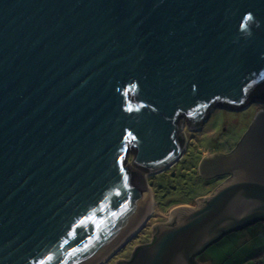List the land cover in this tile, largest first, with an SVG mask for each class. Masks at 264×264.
<instances>
[{
	"label": "water",
	"instance_id": "95a60500",
	"mask_svg": "<svg viewBox=\"0 0 264 264\" xmlns=\"http://www.w3.org/2000/svg\"><path fill=\"white\" fill-rule=\"evenodd\" d=\"M263 100L264 0H0V264L108 261L151 209L130 154L164 173L184 121ZM198 171L228 178L122 264H198L264 220V112Z\"/></svg>",
	"mask_w": 264,
	"mask_h": 264
},
{
	"label": "rangeland",
	"instance_id": "374dc122",
	"mask_svg": "<svg viewBox=\"0 0 264 264\" xmlns=\"http://www.w3.org/2000/svg\"><path fill=\"white\" fill-rule=\"evenodd\" d=\"M260 107V103H253L241 111L230 110L225 107H216L208 120L197 130H190L186 121L183 120L185 124L182 134L187 143L183 161L181 160L174 167L159 175H150L148 172L133 166V154H130L128 158L129 166L144 173L146 185L155 201V207L152 216L144 228L133 236L126 245L125 243L123 244L124 246L121 245L119 247L121 249L107 263L103 264H118L124 258L133 254L137 246L148 245L153 237L154 224L172 222L173 216L171 212L175 208L181 206L196 207L197 199L212 194L222 185L228 178L227 175L210 179L204 178L198 171L199 164L203 157L214 154V151L219 154H229L233 151L250 128ZM196 165L198 168L193 169L192 167ZM176 173L180 175L175 176ZM195 176L200 177L195 178ZM179 179L182 182L189 183L188 191L190 193L183 197H176L180 195V192H173L170 194L171 196L168 195L169 199L174 202L187 201L189 204H176L167 208H161L156 202L153 182L157 183L160 181V183H166L168 180H178L177 182L180 184ZM202 180L207 184H199ZM252 227L226 234L214 242L202 253L197 255L196 260L198 264H254L258 260L263 263L264 241H262V238L264 234H262L261 230L253 231L254 229H251ZM250 232L254 234L250 235ZM239 236L241 238L237 240Z\"/></svg>",
	"mask_w": 264,
	"mask_h": 264
},
{
	"label": "trees",
	"instance_id": "16d2710c",
	"mask_svg": "<svg viewBox=\"0 0 264 264\" xmlns=\"http://www.w3.org/2000/svg\"><path fill=\"white\" fill-rule=\"evenodd\" d=\"M182 161H183V159H182ZM192 168L195 169L198 167L196 165ZM181 173H183V172L181 171ZM178 175H180V174H178V173L175 174V176H178ZM197 177L199 178L200 176H197ZM197 177L195 176V178H197ZM168 181L166 183H160V181L157 183L153 182L154 183L153 187H154L155 196H156V202L159 204V206L161 208H167L169 206L176 205V204H189L187 201L174 202L171 199H169V196H168V195L172 194L173 192H180L179 193L180 195H178L176 197H183L186 194L190 193L188 191V187L190 186L189 183L182 182V180H180V179H179L180 184L177 182L178 180H176V181L168 180ZM199 184L206 185L207 183L202 180V182L201 183L199 182ZM186 191H188V192H186ZM262 261L264 263V258L262 259ZM263 263L258 260L254 264H263Z\"/></svg>",
	"mask_w": 264,
	"mask_h": 264
},
{
	"label": "bare ground",
	"instance_id": "6f19581e",
	"mask_svg": "<svg viewBox=\"0 0 264 264\" xmlns=\"http://www.w3.org/2000/svg\"><path fill=\"white\" fill-rule=\"evenodd\" d=\"M151 198H152V202H151V209H150V211H149V213L146 215V217L144 218V220L142 221V222H140L137 226H136V228L131 232V233H129L128 235H127V237L125 238V240L122 242V244L121 245H123L127 240H129L130 238H132L133 236H135L144 226H145V224L148 222V220H149V218L152 216V214H153V211H154V207H155V201H154V198H153V196H152V194H151ZM120 245V246H121ZM119 246V247H120ZM118 247V248H119ZM110 257V256H109ZM108 259V258H107ZM107 259L104 261V262H102V263H105L106 261H107ZM101 263V264H102Z\"/></svg>",
	"mask_w": 264,
	"mask_h": 264
},
{
	"label": "flooded vegetation",
	"instance_id": "af4514ba",
	"mask_svg": "<svg viewBox=\"0 0 264 264\" xmlns=\"http://www.w3.org/2000/svg\"><path fill=\"white\" fill-rule=\"evenodd\" d=\"M262 102L264 103V100ZM263 103H260L261 104V107L258 109V111L262 110L264 112V104ZM213 153H215V152H213ZM155 237H156V234L151 238V241H150V243L148 245H150L151 243L154 242ZM139 250H140V248L136 249L133 254H131L130 256H128L129 258L128 257L127 258H124V260L122 262L118 263V264H122V263H125V262L132 261L136 257V254L138 253Z\"/></svg>",
	"mask_w": 264,
	"mask_h": 264
},
{
	"label": "crops",
	"instance_id": "0c3cea01",
	"mask_svg": "<svg viewBox=\"0 0 264 264\" xmlns=\"http://www.w3.org/2000/svg\"><path fill=\"white\" fill-rule=\"evenodd\" d=\"M251 226H253L251 229H254L253 231H258V230H261L262 231V234H264V220L263 221H260V222H257V223H255V224H253V225H251ZM251 226H248V227H251ZM247 233V232H246ZM250 235H253L254 233H252V232H250L249 233ZM241 238V236H239L238 238H237V240L238 239H240ZM262 241H264V237L262 238Z\"/></svg>",
	"mask_w": 264,
	"mask_h": 264
},
{
	"label": "snow or ice",
	"instance_id": "6c2138e0",
	"mask_svg": "<svg viewBox=\"0 0 264 264\" xmlns=\"http://www.w3.org/2000/svg\"><path fill=\"white\" fill-rule=\"evenodd\" d=\"M247 19H248V20H251V19H252V17H251V16H249ZM129 110H131V109H129Z\"/></svg>",
	"mask_w": 264,
	"mask_h": 264
}]
</instances>
